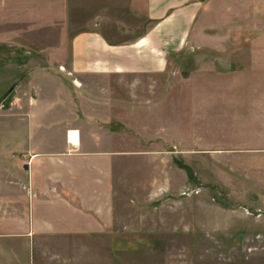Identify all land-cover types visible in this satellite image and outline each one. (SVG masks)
Masks as SVG:
<instances>
[{
	"label": "crops",
	"instance_id": "1",
	"mask_svg": "<svg viewBox=\"0 0 264 264\" xmlns=\"http://www.w3.org/2000/svg\"><path fill=\"white\" fill-rule=\"evenodd\" d=\"M86 2V26L71 54L48 60L52 68L31 72L16 88L24 113L15 111L0 137V264H115L111 159L122 150L112 147V126H127L140 103L129 108L121 97L134 88L86 80L155 78L196 55L200 64L234 63L233 40L207 28L206 0ZM253 30L246 67L220 71L219 78L236 77V86L206 92L194 110L206 112L196 115L203 123L246 122L249 150L264 152V23ZM26 83L33 104L20 95Z\"/></svg>",
	"mask_w": 264,
	"mask_h": 264
},
{
	"label": "rangeland",
	"instance_id": "2",
	"mask_svg": "<svg viewBox=\"0 0 264 264\" xmlns=\"http://www.w3.org/2000/svg\"><path fill=\"white\" fill-rule=\"evenodd\" d=\"M206 1L207 28L233 40L234 63L200 64L196 55L155 78L86 80L139 88L121 95L128 107L140 103L129 111L135 119L112 126V147L122 150L111 159L113 226L120 231L113 240L115 264H264V152L249 150L254 144L247 142L246 122L203 123L196 115L206 112L194 110L207 101L206 92H220L226 82L236 86V77L219 78L220 71L246 67L248 40L264 23V0ZM86 5L0 0V137L8 135L9 117L24 113L14 103L16 88L31 72L52 68L48 60L71 54L74 35L86 26ZM25 85L20 95L33 104L35 91Z\"/></svg>",
	"mask_w": 264,
	"mask_h": 264
},
{
	"label": "water",
	"instance_id": "3",
	"mask_svg": "<svg viewBox=\"0 0 264 264\" xmlns=\"http://www.w3.org/2000/svg\"><path fill=\"white\" fill-rule=\"evenodd\" d=\"M12 90V89H11ZM11 90L9 92H11Z\"/></svg>",
	"mask_w": 264,
	"mask_h": 264
}]
</instances>
